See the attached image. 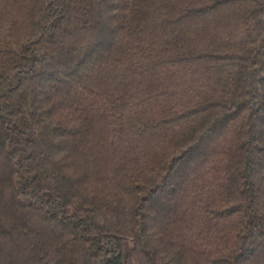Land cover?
Wrapping results in <instances>:
<instances>
[{"label": "trees", "instance_id": "16d2710c", "mask_svg": "<svg viewBox=\"0 0 264 264\" xmlns=\"http://www.w3.org/2000/svg\"><path fill=\"white\" fill-rule=\"evenodd\" d=\"M0 264H264V0H0Z\"/></svg>", "mask_w": 264, "mask_h": 264}]
</instances>
